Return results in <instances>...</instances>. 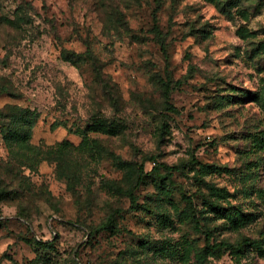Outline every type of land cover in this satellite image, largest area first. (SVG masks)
I'll list each match as a JSON object with an SVG mask.
<instances>
[{"label":"rangeland","instance_id":"374dc122","mask_svg":"<svg viewBox=\"0 0 264 264\" xmlns=\"http://www.w3.org/2000/svg\"><path fill=\"white\" fill-rule=\"evenodd\" d=\"M0 114V264H264V0H0Z\"/></svg>","mask_w":264,"mask_h":264},{"label":"trees","instance_id":"16d2710c","mask_svg":"<svg viewBox=\"0 0 264 264\" xmlns=\"http://www.w3.org/2000/svg\"><path fill=\"white\" fill-rule=\"evenodd\" d=\"M162 45L164 46L163 43H162ZM66 57L69 58L68 55ZM162 84H163V95L165 98V102L167 103V108L171 109V110H176L175 106L171 103V95L172 94H171L170 77H168V79L166 81L163 80ZM120 190H122V189H120ZM125 194L128 197H130L133 202L135 201L136 196L132 190H128L127 192H125ZM184 198L187 200V203L189 205V208L191 211V216H192V221L194 222L195 227L200 229L201 228L200 219L197 216V211H196V208L194 207L193 198L191 196H185ZM207 241H208V243H210V237L207 238ZM255 243H256V240H254V239L243 238L242 240L238 241L236 244L223 241V242L216 243L213 246L214 247H220V246L227 247L234 252H239V251H243L246 246L254 245Z\"/></svg>","mask_w":264,"mask_h":264}]
</instances>
